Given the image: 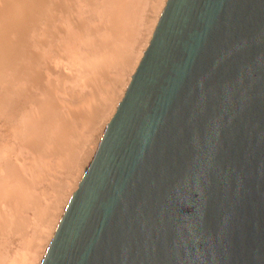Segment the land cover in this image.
I'll return each mask as SVG.
<instances>
[{
	"label": "water",
	"instance_id": "obj_1",
	"mask_svg": "<svg viewBox=\"0 0 264 264\" xmlns=\"http://www.w3.org/2000/svg\"><path fill=\"white\" fill-rule=\"evenodd\" d=\"M41 264H264V0H166Z\"/></svg>",
	"mask_w": 264,
	"mask_h": 264
},
{
	"label": "bare ground",
	"instance_id": "obj_2",
	"mask_svg": "<svg viewBox=\"0 0 264 264\" xmlns=\"http://www.w3.org/2000/svg\"><path fill=\"white\" fill-rule=\"evenodd\" d=\"M131 1L0 0V264H41L116 109L99 125L118 84L132 59L130 73L140 60L133 35L123 39L122 29L137 25L131 13L145 0H135L136 11ZM165 2L152 1L159 13L144 24L151 28L147 43ZM97 125L100 138L87 161ZM16 234L23 245L12 249Z\"/></svg>",
	"mask_w": 264,
	"mask_h": 264
},
{
	"label": "rangeland",
	"instance_id": "obj_3",
	"mask_svg": "<svg viewBox=\"0 0 264 264\" xmlns=\"http://www.w3.org/2000/svg\"><path fill=\"white\" fill-rule=\"evenodd\" d=\"M153 1V0H152ZM152 1L151 0H145V3L144 4H142V6H138V10H137V13L135 12V15L133 16L132 15V13H131V22L130 23H133V20H134V18L137 20V16H139V18H138V21L137 22H135L136 24V26H132L131 27V25H128L127 26V28L126 29H122V31H124V33L125 34H123V39L124 38H127V36L130 34V36H128V38H132V35H133V41H134V48H135V52H137L136 53V57L138 58V55L140 54V52H142L143 53V51H144V49L146 48V46H147V41H148V37H149V31H150V29L149 28H147L146 27V25L144 26V24H146V20H150V19H153L155 16H157V14L159 13V9L158 10H154V8H152ZM82 2V3H81ZM79 4H80V6L84 9V12L86 13H88V9H89V6H88V4L86 3V2H84V1H80V2H78V6H79ZM131 5H130V7L131 6H134L135 4H136V1L135 0H133V1H131V3H130ZM133 4V5H132ZM139 5H140V3H139ZM151 6V7H150ZM134 7H136V6H134ZM133 7V8H134ZM142 8V9H141ZM131 9V8H130ZM136 9H137V7L134 9L135 11H136ZM134 10L132 9V12L134 13ZM140 10V11H139ZM107 12H110V10L108 11L107 10ZM139 12V13H138ZM160 15V14H159ZM158 20V19H157ZM102 24H104V23H102ZM106 24H104V26H105ZM133 25V24H132ZM103 25H102V27H104ZM131 28H132V30H131ZM104 29V31H105V28H103ZM127 29H128V31H127ZM130 30V31H129ZM129 32H132V33H129ZM134 32V33H133ZM131 39V40H132ZM140 41V42H139ZM55 43H57L56 41L54 42V39H53V41H52V43H51V45H50V47L53 49V51L54 50H56L57 49V47H55ZM144 45V46H143ZM144 48V49H143ZM54 54H52L51 56V58H50V60L49 61H51L52 60V58L54 57L53 56ZM141 56H142V54H141ZM132 60H134V61H132V62H130V66H128L127 68H126V70H125V73H124V76L122 77V83L120 84H118V86H119V91L116 93V98L114 97L113 98V100H112V102H111V105H110V107H109V109L105 112V114H104V116H103V119H102V122H100V124L99 125H101V124H103L107 119H108V117H110V115H111V113H112V110H113V107H115V105H117L118 104V102L120 101V95L122 94V91L123 90H125L126 89V86L128 85V82L130 81V79H129V74H132V73H130L131 71H132V68H133V65H136L135 63L137 62V59H132ZM64 61V60H63ZM51 63H53V61H51V62H49V64L50 65H52ZM132 63V64H131ZM63 64V63H62ZM134 71V70H133ZM128 79H129V81H128ZM127 84V85H126ZM122 96H123V94H122ZM121 96V97H122ZM17 103L20 105V104H22L23 102H18L17 101ZM117 103V104H116ZM107 113V114H106ZM1 122H3V119H1L0 120V124H1ZM99 125H97V126H95L93 129L94 130H92L91 131V135H90V143H87L89 146V152H90V157H88V160L87 161H89V159L91 158V156L93 155V152L95 151V142L97 141V140H99V138H100V133H101V129H102V126H99ZM0 131H5L6 130V128H2V127H0ZM98 132V133H97ZM92 153V154H91ZM87 161H86V163L85 164H83L84 166L85 165H87ZM84 166H82V169L84 168ZM68 170L69 169H67L66 167H64V168H61L60 169V171L61 172H64L65 174H66V172H68ZM67 176V175H66ZM65 176H63L62 178H64ZM81 172L79 173V175H78V178H77V181H79L81 178ZM49 188V187H48ZM48 188H47V190H48ZM49 197V196H48ZM43 204H44V202H43ZM65 204V203H64ZM26 214H29V216H30V219L32 218L33 219V211L31 210V209H28V210H26ZM61 213H59V215H60ZM32 229H30L29 231H31ZM27 235H30V234H27ZM13 243H11V248L13 249V247H16V248H18V247H20V246H22L23 244L22 243H20L19 242V240H21L22 239V237H20V236H18L17 234L15 235V237L13 236ZM50 239V238H49ZM49 239H48V241H49ZM48 243V242H47ZM46 247V246H45ZM39 253L41 252V248H39V251H38Z\"/></svg>",
	"mask_w": 264,
	"mask_h": 264
}]
</instances>
